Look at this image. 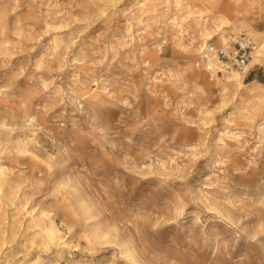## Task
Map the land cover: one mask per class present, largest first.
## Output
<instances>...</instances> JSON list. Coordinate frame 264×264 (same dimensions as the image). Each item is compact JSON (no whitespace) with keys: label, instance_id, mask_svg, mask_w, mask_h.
Here are the masks:
<instances>
[{"label":"rangeland","instance_id":"obj_1","mask_svg":"<svg viewBox=\"0 0 264 264\" xmlns=\"http://www.w3.org/2000/svg\"><path fill=\"white\" fill-rule=\"evenodd\" d=\"M215 15L260 44L264 0H0V264H264V63L223 95Z\"/></svg>","mask_w":264,"mask_h":264},{"label":"bare ground","instance_id":"obj_2","mask_svg":"<svg viewBox=\"0 0 264 264\" xmlns=\"http://www.w3.org/2000/svg\"><path fill=\"white\" fill-rule=\"evenodd\" d=\"M209 12H210V10H208L206 8L204 10H201L200 14H205V16H208ZM205 16H201V18L203 20L202 21L203 24L199 28V37L201 38V41L197 44V47L195 48V51L197 52V54H200V55L202 53V50L206 46L207 42L212 40L215 36H217L221 40V43H224L227 40L226 34H228V33H226L227 31L225 29L230 28V26H227V25L224 26V24L227 21H225L223 19V17L220 15H215V16L209 17V20H211L213 23V27L208 28V25L206 23L209 20ZM175 22L176 21L174 18V23ZM255 35H257V37L261 38L260 44L257 45L256 51L252 54V58L250 59L249 63L244 67L243 70H240V71L239 70H231V71L224 73L223 75H219V76L218 75L217 76L212 75L213 79L215 78V81L219 84V87L221 88L223 95H230L231 96L235 93L234 92L235 90H242V89H244V91L246 93H250V92L254 91L256 89V87L259 85V84H257V82L255 80L250 81L249 83L243 82V78H244L245 74L248 72L250 67L253 66V64L264 63V36H262V35L258 36V34H255ZM203 68L205 71H207L205 65L203 66ZM259 88L264 93V86L263 87L260 86ZM234 109H236V106H234ZM231 115H232V111L228 113V116H231ZM9 180L10 179L7 176V171L0 166V194H1V196L4 195L3 186ZM13 195H14V192L12 189H10L5 196V197H7V200L10 203H13V199H14ZM45 216H47V212L42 210L39 220L42 221L43 224L42 225L38 224V225H39L40 230L42 231L41 233H43V238L45 239V244H47V243L52 242L54 240V238H56L57 229L51 221H49V223L45 222ZM65 245H67V247H68L69 244H65ZM28 254H29V252L27 251V249H25L23 252V258L25 260L27 259ZM57 256L60 259L63 257V253L57 252ZM130 256L133 259H135V261L137 263H139L136 260L134 253L130 252ZM8 264H40V261L38 258H36L34 261H21V260L17 261L15 259H13L10 262H8Z\"/></svg>","mask_w":264,"mask_h":264},{"label":"built area","instance_id":"obj_3","mask_svg":"<svg viewBox=\"0 0 264 264\" xmlns=\"http://www.w3.org/2000/svg\"><path fill=\"white\" fill-rule=\"evenodd\" d=\"M256 49V41L249 35L241 34L230 36L220 45L207 42L200 57L208 73L219 76L231 70H243Z\"/></svg>","mask_w":264,"mask_h":264}]
</instances>
